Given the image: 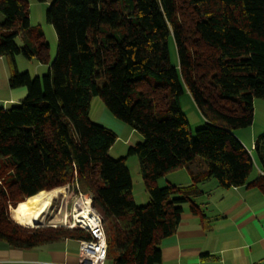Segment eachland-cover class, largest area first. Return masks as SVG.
I'll list each match as a JSON object with an SVG mask.
<instances>
[{
	"label": "trees",
	"instance_id": "16d2710c",
	"mask_svg": "<svg viewBox=\"0 0 264 264\" xmlns=\"http://www.w3.org/2000/svg\"><path fill=\"white\" fill-rule=\"evenodd\" d=\"M185 8L189 19L181 16ZM0 14L8 84L26 89L17 103L0 107L5 246L89 239L82 229H27L9 217L8 204L15 211L39 191L72 184L91 194L101 216L105 263L160 264V242L175 231L182 204L200 192L198 184L213 178L222 187L264 191V132L252 149L263 174L252 182L255 161L235 134L252 124L254 99H264V0H50L45 18L56 35L50 63L42 32L30 28L27 0H0ZM171 36L177 65L170 62ZM17 54L49 67L31 76L17 69ZM184 89L204 118L194 134L179 105ZM94 96L141 136L123 156L109 154L115 132L89 117ZM129 156L137 158L145 204L133 199ZM181 167L189 185L157 184ZM190 208L197 211L192 203Z\"/></svg>",
	"mask_w": 264,
	"mask_h": 264
},
{
	"label": "crops",
	"instance_id": "0c3cea01",
	"mask_svg": "<svg viewBox=\"0 0 264 264\" xmlns=\"http://www.w3.org/2000/svg\"><path fill=\"white\" fill-rule=\"evenodd\" d=\"M19 44H22V40ZM18 55L14 57L16 67L19 71H24L19 68ZM29 61L34 64L35 73H44L42 63L35 58ZM9 75V58L4 55L0 56V107L4 108L17 103L26 94L25 87L11 88L9 86ZM96 123L105 126L101 122L96 121ZM107 128L114 131L109 126ZM131 133L132 131H129L128 136ZM235 134L256 163L258 159L252 149L258 134L251 135L249 139L237 130ZM140 139L141 136L138 134L137 141ZM128 158H132L136 174H139V165L135 156L127 157L126 163L132 178ZM261 172V165L256 163V168L252 169L248 181L256 180L261 176ZM132 182L135 203H146L149 198L144 186L135 189L133 178ZM190 183L191 177L184 167L172 170L157 180V184L161 187L168 184L186 186ZM198 189L200 192L191 198V202L187 201L182 204L180 220L175 231L161 240L160 264H264V191L255 185L222 187L213 178L198 184ZM191 203L194 204L196 212L191 210ZM76 260V246L68 242L63 243V240L30 249H16L0 245V264L22 262L74 264Z\"/></svg>",
	"mask_w": 264,
	"mask_h": 264
},
{
	"label": "rangeland",
	"instance_id": "374dc122",
	"mask_svg": "<svg viewBox=\"0 0 264 264\" xmlns=\"http://www.w3.org/2000/svg\"><path fill=\"white\" fill-rule=\"evenodd\" d=\"M27 2H28V9H29L30 28L32 29V31L34 33L36 30L37 31L40 30L42 32L44 40L49 45V61L48 62L50 63L54 59L55 54H56L55 31H54L52 25L49 24L45 18V12L49 6L50 0H43V1L27 0ZM190 12H191L190 9L185 8V9H183L181 16L183 18L189 19L191 16ZM0 17L2 18L1 14H0ZM20 42H21V38L17 37L16 43L19 44ZM32 42H34V43L37 42L35 34L32 35ZM168 48H169L170 62L173 65H177L178 64L177 53H176L175 43H174L172 36L169 37ZM18 58L20 61L19 68H22V70L23 69L28 70L29 74L31 76H34L35 74H43L42 72L35 73V71H33V65L34 64H31L32 62L29 61L28 59L24 58L21 55H18ZM42 65L44 66L45 71H43V72L45 73L47 68H48V63L47 64L43 63ZM179 105H180L183 113L185 114L188 122H189L191 132L194 134L195 129L203 126L204 118H203L202 114L200 113V111L198 110V108L196 107V105L194 104L190 94L188 93V91L186 89H184L182 94L179 96ZM253 107H254V110H253L252 124L247 126V127L237 129V131H239L241 134H243V136L247 139H249L251 137V135H253V134L257 135V134L264 132V99L263 98H255L253 101ZM89 117L94 122H96V121L101 122L105 126L111 127L115 131L116 139H115V142L113 143V145L109 149V154L111 156L118 157L120 155H124L127 151L129 144H134V143L138 142L137 141L138 132L131 130L124 122H122L121 120H119L115 116H113L107 110V108L105 107L103 101L101 100V98L99 96H94L91 98L90 105H89ZM129 131H132V133L128 136ZM126 138H127V141H125ZM246 144H248V143H246ZM130 157H132V156H130ZM132 161H133L132 158H128V162L131 166L130 168H131L132 178L134 179V182H135V189H138L139 187L143 186V181H142L140 175L138 173L137 174L135 173ZM256 163H259V165H261L258 160L256 161ZM256 163L254 164L253 170H255V168H256ZM138 184H140V186ZM61 187H62V192L65 195V197H63L65 204H64V207L61 209V211H63V209H64L67 213H69V212L71 213L73 203L78 198L79 191H77L76 190L77 188L75 186H73L72 184H65ZM85 194H88V193H85ZM143 204H145V203H143ZM14 206H15V204H12V203L8 204L9 217L15 224L20 225L24 228H27V229L69 228L67 226H63V225L58 224V222L57 223H48L46 225H40V226H34V227H27L24 224L20 223L19 215H17L18 213L16 211H14ZM56 206H57L58 212H61L60 211L61 206H59V203H57L56 201H54L51 204L50 210L52 211ZM11 211H13L16 215V216H14L15 220L12 217ZM74 228L75 227H73L72 229H74ZM70 240L71 239H64L63 243L68 242V243L74 244L76 246L77 251H78L77 240H71V241ZM0 245H5V244H4V242L0 241ZM16 264H29V263L22 262V263H16ZM105 264H111V263L108 261Z\"/></svg>",
	"mask_w": 264,
	"mask_h": 264
},
{
	"label": "bare ground",
	"instance_id": "6f19581e",
	"mask_svg": "<svg viewBox=\"0 0 264 264\" xmlns=\"http://www.w3.org/2000/svg\"><path fill=\"white\" fill-rule=\"evenodd\" d=\"M65 195L62 192V187H56L51 190H42L38 193L26 198L25 200L17 203L15 211L19 215L20 223L27 227H34L46 225L48 223L67 224L74 221L73 226L77 223L85 227H92L96 223V218L91 213L92 206L90 205L89 194L81 199L79 198L74 206L73 218L68 221L66 211L61 209L64 207ZM56 201L59 203L60 211L58 212L57 206L51 211V204ZM65 218V219H64ZM57 224V225H58Z\"/></svg>",
	"mask_w": 264,
	"mask_h": 264
},
{
	"label": "built area",
	"instance_id": "2783aa9c",
	"mask_svg": "<svg viewBox=\"0 0 264 264\" xmlns=\"http://www.w3.org/2000/svg\"><path fill=\"white\" fill-rule=\"evenodd\" d=\"M263 174V172H261ZM89 194V193H88ZM85 193H81L79 191L78 198L74 201L71 213H67L68 221H70L71 218H73V211L74 206L77 202V200L82 197H84ZM89 197L92 201V196L89 194ZM90 201V205L92 206ZM91 213H93V216L96 218V223L92 227H85L81 225V223H77V225L73 226L71 223L62 224L63 226H67L69 228H78L86 231L89 234V239H80L77 240L78 242V251H77V260L74 264H105L106 257H107V242H106V236L104 232V225L101 219V216L99 213L92 207ZM65 219V218H64ZM56 264H69L66 262L62 263H56Z\"/></svg>",
	"mask_w": 264,
	"mask_h": 264
}]
</instances>
